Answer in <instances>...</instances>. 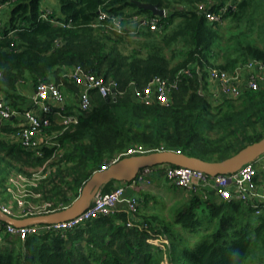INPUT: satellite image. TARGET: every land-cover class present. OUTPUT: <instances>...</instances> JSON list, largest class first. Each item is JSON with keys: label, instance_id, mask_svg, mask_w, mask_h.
I'll return each instance as SVG.
<instances>
[{"label": "trees", "instance_id": "obj_1", "mask_svg": "<svg viewBox=\"0 0 264 264\" xmlns=\"http://www.w3.org/2000/svg\"><path fill=\"white\" fill-rule=\"evenodd\" d=\"M42 1L0 0V94L22 109V103L29 102L18 91L20 82L28 81L27 88H35L40 81L68 85L66 74L78 64L116 78L124 90L109 100L94 92V106L88 112H81L69 96L67 112L78 113L80 121L59 137L62 155L53 175L41 185L45 198L69 205L94 171L125 157L124 152L133 146L164 147L222 160L264 137V89L246 91L238 98H215L208 80L212 66L231 68L250 58L264 59V47L251 41L237 47L234 56H226L222 35L218 36L225 20L238 19L252 0H139L167 10L160 17L159 37L150 42L153 35L144 33L147 46L153 47L145 55L136 50L123 53L114 37L120 33L110 29L111 20H98L100 9L118 18L134 13L155 16L139 8L135 0H58L59 10L51 9L50 16L71 20V27L40 18L45 10ZM199 3L215 11L228 5L224 20L210 21L198 10ZM162 42L165 46L182 43L184 57L172 64L180 47L169 57L161 49ZM221 57L223 63L218 62ZM183 68L191 74L183 75L170 104H144L129 89L132 80L144 85L155 75L172 78ZM17 122L13 118L0 123V195L11 172L38 166L54 152L47 148L43 156H36L16 142L12 134L19 128ZM210 132L218 135L210 137ZM115 183L111 180L103 190L113 189ZM172 186L185 193L172 222L144 213V199L139 196L142 221L132 227L127 225L130 213L122 207L73 230L12 239L0 246V264H245L250 255V264H264V209L258 214L241 200L221 199L211 191L204 198ZM172 223L184 227L187 234L176 232Z\"/></svg>", "mask_w": 264, "mask_h": 264}, {"label": "built area", "instance_id": "obj_2", "mask_svg": "<svg viewBox=\"0 0 264 264\" xmlns=\"http://www.w3.org/2000/svg\"><path fill=\"white\" fill-rule=\"evenodd\" d=\"M230 3L229 5H232V2ZM2 8L3 6L0 5V26H2ZM227 8L228 5L215 11L206 3L198 4V10L210 21H223ZM51 12V9L46 8L40 18L49 19L63 27L72 26L71 20L66 22L56 19L50 16ZM165 15H167L166 9L163 16ZM160 17L155 15L144 18L143 23L152 30L158 29ZM104 19L111 20V26L115 31L124 32L120 18L100 9L98 20ZM56 42L58 43L59 40ZM11 45L14 46V42ZM185 74H191V70L183 68L172 78L155 75L144 85L132 80L129 89L134 98L144 104H170L173 93L179 89ZM66 75L69 86L64 82L40 81L34 88L35 92L30 97L29 105L22 109L11 105L0 94V123L13 118L18 121L19 128L12 134V138L24 148L32 150L36 156H43L47 148L54 149L53 154L39 165L42 166L39 170L38 166L37 169L20 171L8 177L2 187L3 194L0 195V209L7 215L24 218L55 212L68 206L60 203V207L54 208L55 202L44 197L41 185L55 171L57 168L55 163L62 155L60 135L80 121L78 113L67 112V106L71 103L69 96L74 97L81 112H88L94 106V92L104 97H117L124 93L119 80L96 74L82 64L70 68ZM208 80L210 91L215 98H238L246 91L264 89V59L250 58L231 68L212 66L209 68ZM66 87L72 91L69 95L64 92ZM53 125L59 126V129H52ZM165 149L168 148H145L139 145L128 148L124 154L132 155ZM164 168L167 181L187 192L200 193L204 198H208L210 190H213L221 199L243 201L252 206L258 214L264 209V182L261 181V174L264 172V153L235 172L214 176L190 167L168 164ZM154 169L155 166L145 167L134 180L116 181L114 188L109 191L100 189L89 207L71 219L16 226L0 218V246L12 239L25 240L30 235L73 230L88 220L103 214H113L122 207L130 213L127 225L132 227L142 221L138 217L141 201L136 191L129 193L128 190L136 188L140 183H151Z\"/></svg>", "mask_w": 264, "mask_h": 264}, {"label": "water", "instance_id": "obj_3", "mask_svg": "<svg viewBox=\"0 0 264 264\" xmlns=\"http://www.w3.org/2000/svg\"><path fill=\"white\" fill-rule=\"evenodd\" d=\"M139 8L151 10L154 15L163 16L165 9L152 2L135 0ZM200 93L204 94L203 74L199 70ZM110 97H106L109 100ZM264 153V137L252 142L238 152L222 160H206L176 149L155 150L146 153L126 155L93 172L86 180L79 195L65 208L55 212L17 218L0 209V218L16 226L27 224L58 222L71 219L83 212L91 204L96 193L111 181H131L145 167L175 165L202 170L209 175L227 174L237 171L244 164L254 161Z\"/></svg>", "mask_w": 264, "mask_h": 264}, {"label": "rangeland", "instance_id": "obj_4", "mask_svg": "<svg viewBox=\"0 0 264 264\" xmlns=\"http://www.w3.org/2000/svg\"><path fill=\"white\" fill-rule=\"evenodd\" d=\"M42 8L46 9H55L59 10V1L58 0H43L41 3ZM10 5L4 6V12L7 13ZM218 36L222 35V40H220V43L224 48H227L225 55L232 57L236 54V48L239 47L241 44H244L248 41L255 42L256 44L264 47V2L263 0H252V2L247 6L245 11L242 13V15L236 19L233 17H228L225 20L224 26L222 27V33L218 31ZM132 35L127 34L125 35V40L122 43L120 50L123 53L131 54L133 51L131 50L133 43H131L129 40H132ZM231 44H230V43ZM161 49L164 53L167 54V56H171L174 54V48L178 49V56H174L172 58V64L177 62L178 60L182 59L185 54V47L180 45L177 46H165L162 43H160ZM139 47V46H138ZM223 48V49H224ZM183 49V52L181 51ZM225 50V49H224ZM175 55V54H174ZM226 55V56H227ZM219 63L224 62V58L221 57L218 60ZM28 81L20 82L19 83V90L21 89L24 92H28ZM64 92L67 94H70L71 89L64 88ZM218 134L216 132H210V137H215ZM60 160V159H59ZM58 160V162H59ZM57 162V161H56ZM57 162V163H58ZM20 162H16L17 165H19ZM39 166V165H38ZM38 166H28V168L24 167V170L31 171L33 169H37ZM165 165H157V169L159 167L164 168ZM42 166H39L38 170ZM162 168L161 171H162ZM159 170V172H154L152 174L153 182L147 183V185L143 186L144 192L142 193L141 197L144 199L142 204V211L146 213L147 215H157L160 220H162L163 223H169L173 220V215L175 211V207L181 205V201L184 199V192L182 193L179 188H175L174 186H170V183H166L162 173ZM20 171H13L10 173L8 177L11 175L17 174ZM24 172V171H23ZM26 172V171H25ZM53 173V172H52ZM51 173V174H52ZM160 173L161 177L163 179H159L155 176ZM50 174V175H51ZM49 175V176H50ZM53 175V174H52ZM48 176V177H49ZM262 179H264V172L261 174ZM46 178L48 180L49 178ZM44 181V182H45ZM43 184V183H42ZM44 197H45V191L43 190ZM137 194L140 195L141 193L137 191ZM146 195V196H145ZM49 199V198H46ZM53 200V199H49ZM55 204L53 205L54 208L60 207V202H57L53 200ZM219 201V199H217ZM172 226L176 232L179 234H187V231L184 227H182L179 224L172 223ZM251 262V255L246 260L245 264H250ZM258 260H255V263H257ZM253 263V262H251Z\"/></svg>", "mask_w": 264, "mask_h": 264}, {"label": "crops", "instance_id": "obj_5", "mask_svg": "<svg viewBox=\"0 0 264 264\" xmlns=\"http://www.w3.org/2000/svg\"><path fill=\"white\" fill-rule=\"evenodd\" d=\"M127 12H130V11L127 10ZM136 17H139V18H136ZM151 17L152 16H149L147 14H135V13L132 14L131 17H126L125 15L121 16L120 19L123 21V24H124V32L120 33V35H118L117 37H116L117 34H115V36H114L115 37V41H118V45L121 47L122 43L125 40V35L130 34V35H132V38H133L132 40H129L131 43H133V46H132L131 50L133 52L135 50L139 51L140 53H142L144 55L147 54L153 47L152 46L151 47L147 46V42L148 41H147L146 36L144 35V33H147V34L151 33L153 35L152 39H149V41L152 42L153 38L155 36H157L156 33L157 32H162V30H163L162 25L159 26L158 29L152 30L148 25L143 23V19L144 18H151ZM176 21H178V19H176ZM98 26H100V25H98ZM108 27H110V26H108ZM110 29H112V31H114V29L112 27H110ZM157 37H159V36H157ZM173 46H177L176 43H174ZM18 91L23 93V94H25L27 96V101L30 103V97L35 92V89L30 87V88H28V92H24L21 89L18 90ZM29 103L26 104V102L24 101L22 103V105H23V107H26V106L29 105ZM25 168H28V166H25ZM159 170L161 171L160 168L157 169V167L155 166V169H154L153 172H159ZM161 172H163V171H161ZM162 175H163V178H164L165 182L167 183L168 181H167V178L165 176V172L162 173ZM155 177H157L159 179H163L161 177L160 173H158V175L155 176ZM152 182H153V178H152ZM152 182H151V184H152ZM144 185H147V183H140L139 186H137L136 188H133V189H129L128 192L129 193H133L135 191H139L141 193L139 196H141L142 193L144 192V190H143V186ZM170 186H172V184H170ZM210 191H211V194H214L213 190H210ZM214 197H215V195H214Z\"/></svg>", "mask_w": 264, "mask_h": 264}]
</instances>
